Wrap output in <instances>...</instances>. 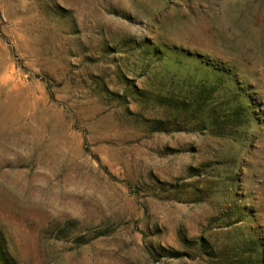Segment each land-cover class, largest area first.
Listing matches in <instances>:
<instances>
[{
	"label": "rangeland",
	"instance_id": "rangeland-1",
	"mask_svg": "<svg viewBox=\"0 0 264 264\" xmlns=\"http://www.w3.org/2000/svg\"><path fill=\"white\" fill-rule=\"evenodd\" d=\"M0 264H264V0H0Z\"/></svg>",
	"mask_w": 264,
	"mask_h": 264
}]
</instances>
